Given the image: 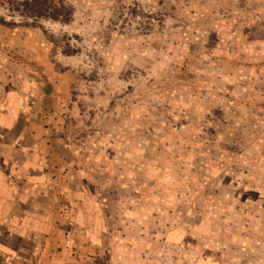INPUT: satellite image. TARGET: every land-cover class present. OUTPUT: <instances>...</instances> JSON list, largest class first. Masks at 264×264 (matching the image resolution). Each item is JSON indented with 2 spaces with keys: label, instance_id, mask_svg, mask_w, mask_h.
<instances>
[{
  "label": "rangeland",
  "instance_id": "obj_1",
  "mask_svg": "<svg viewBox=\"0 0 264 264\" xmlns=\"http://www.w3.org/2000/svg\"><path fill=\"white\" fill-rule=\"evenodd\" d=\"M24 1L0 0V82L118 240L85 264H264V0Z\"/></svg>",
  "mask_w": 264,
  "mask_h": 264
},
{
  "label": "crops",
  "instance_id": "obj_2",
  "mask_svg": "<svg viewBox=\"0 0 264 264\" xmlns=\"http://www.w3.org/2000/svg\"><path fill=\"white\" fill-rule=\"evenodd\" d=\"M30 100L0 82V264H85L118 240H102L93 200L68 171L70 147Z\"/></svg>",
  "mask_w": 264,
  "mask_h": 264
},
{
  "label": "trees",
  "instance_id": "obj_3",
  "mask_svg": "<svg viewBox=\"0 0 264 264\" xmlns=\"http://www.w3.org/2000/svg\"><path fill=\"white\" fill-rule=\"evenodd\" d=\"M21 7L27 18H43L61 24H68L73 14L72 8L63 0H25Z\"/></svg>",
  "mask_w": 264,
  "mask_h": 264
}]
</instances>
